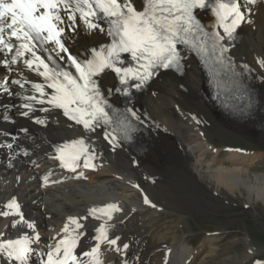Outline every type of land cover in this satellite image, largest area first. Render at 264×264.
Returning <instances> with one entry per match:
<instances>
[{"label":"bare ground","instance_id":"bare-ground-1","mask_svg":"<svg viewBox=\"0 0 264 264\" xmlns=\"http://www.w3.org/2000/svg\"><path fill=\"white\" fill-rule=\"evenodd\" d=\"M252 7V23L242 24L241 39L233 46V55L249 65L259 89L260 101L254 117L231 118L215 107L207 99L206 80L197 60L188 54L182 76L161 73L139 95L140 115L148 124L139 151L124 146L113 149L101 131L86 132L82 125L72 124L54 110L51 114L36 111L30 114L31 119L21 116L19 112L26 110L19 107L21 98L0 93V113L9 115L7 121L0 118V212L5 211V202L15 197L22 204L25 220L35 222L41 239L33 245L37 255L31 258V264H39V254L48 250V244L55 243L53 237L64 235L61 229L69 217H87L80 221L84 228L79 231L85 236L76 252L89 249L91 237L101 225L100 220L89 215V209L99 201L115 203L122 209L108 221L112 225L109 235L120 237L117 246L121 248L124 243L129 244L126 252L102 245L103 264H122L125 259L128 264L254 263L255 250L249 232L241 230L240 214L232 213L225 226L216 224L212 229L201 227L191 232L183 223L184 219L197 216V202L213 210L218 204L215 196L231 201L232 211L247 208L264 223V214L259 211V204H264V170H259L264 164V152L217 146L205 123L210 118L226 129L264 143V125H257L264 119V67L259 63L264 60V2L258 0ZM206 21L213 23L210 14ZM109 40L105 35L85 32L81 26L67 44L79 51ZM14 67L23 71L12 74V78L22 74L29 81L44 83L42 77L22 63ZM5 74L0 66V77ZM102 82L105 89L116 87L110 73L102 77ZM25 88L30 89L31 84ZM37 116L46 117L47 126L35 124ZM81 137L95 148V168L66 172L52 158L55 146ZM145 197L149 203H145ZM160 200L163 204L158 203ZM164 205L178 206L190 214L179 212L180 220L176 221ZM18 220V216H0L4 239L35 234L22 224L12 227L13 221ZM195 236L199 237L197 242ZM239 242L246 245L241 254L229 251ZM0 264L9 262L2 258Z\"/></svg>","mask_w":264,"mask_h":264},{"label":"snow or ice","instance_id":"snow-or-ice-1","mask_svg":"<svg viewBox=\"0 0 264 264\" xmlns=\"http://www.w3.org/2000/svg\"><path fill=\"white\" fill-rule=\"evenodd\" d=\"M257 3L258 0H140L138 6L137 0H0V66L6 70L0 77V93L21 98L19 107L26 109L19 112L21 116L31 119L30 114L36 111L51 114L59 109L86 132L102 129L104 139L115 149L133 140L138 124L144 121L133 107L122 111L115 108L109 97L120 94L130 104L132 89L146 87L162 71H181L186 59L181 45L205 60L213 59L217 75L221 71L238 75L226 54L241 25L252 23V6ZM209 12L215 21L212 30L206 29L201 20ZM81 26L89 34L107 36L110 43L91 47L82 57L73 55L67 43ZM21 63L42 77L44 83L29 81L22 74L12 78V74L22 73L23 69L14 67ZM259 63L264 67V60ZM109 72L118 79V87L104 88L101 78ZM26 84H31V88L26 89ZM247 106H252L250 96ZM0 118L7 121L9 115L0 113ZM33 122L47 126L46 117L37 116ZM55 152L52 158L72 172L81 166L95 168L97 153L83 137L56 145ZM44 179L47 184V177ZM145 203H149L147 197ZM5 207L9 211L0 212V216L19 217L12 227L22 224L35 234L4 239V233H0V258L9 264H31V258L37 255L33 245L41 239L36 224L25 220L15 197ZM120 211L115 203L89 209V215L95 219H106L91 237L95 244L79 254L76 249L85 236V232L79 231L84 228L80 221L87 217H69L61 229L64 235L52 238L55 243L48 244V250L39 254V264H103L102 245L126 252L129 244L124 243L121 248L117 246L120 237L109 235L112 225L108 221ZM122 264L128 261L125 259Z\"/></svg>","mask_w":264,"mask_h":264},{"label":"rangeland","instance_id":"rangeland-1","mask_svg":"<svg viewBox=\"0 0 264 264\" xmlns=\"http://www.w3.org/2000/svg\"><path fill=\"white\" fill-rule=\"evenodd\" d=\"M209 120V127L208 130L210 131L212 137L214 138V142L217 146L222 148L230 147L229 145H239L243 146L241 148L247 147L246 149L250 148L249 150H256L264 152V143L256 142V140H250L245 135H241L240 132L233 131L230 129H226L223 125L219 122L214 121L210 118ZM206 119V120H207ZM206 123V121H205ZM245 137V138H244ZM264 165V164H263ZM260 165L257 168L259 170H264V166ZM218 201V204L215 206L213 210L208 209L207 207L203 206L201 202H197L200 210L198 212H194L197 214L195 217H188L184 219L183 223L187 225V229L189 231H198L203 228L212 229L215 227L216 224L225 226L229 221L232 213L240 214L239 217L242 219L240 222L242 231H247L250 234L251 242L253 244L255 250V257L264 258V223L261 222L260 219L256 218L254 214L248 211L247 208L242 211H232L231 201L224 199L223 197H213ZM159 204H163V200L158 202ZM165 211H170L173 214L174 220H180L178 217L179 212H183L182 214H190V212L186 210H182L180 207H171L169 205H164ZM263 206V207H262ZM173 208V210H172ZM259 211L264 214V204L262 202L259 204ZM213 213V214H211ZM185 225H183L185 227ZM244 234V232H243ZM195 241L199 240L198 236L194 237ZM243 249H246V245L243 242H239L236 245L230 247L231 252H238L239 254L242 253ZM240 251V252H239Z\"/></svg>","mask_w":264,"mask_h":264}]
</instances>
